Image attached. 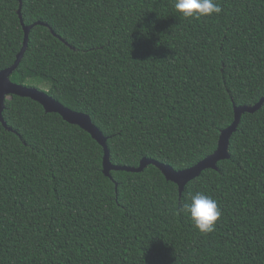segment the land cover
I'll return each mask as SVG.
<instances>
[{"label":"trees","instance_id":"obj_1","mask_svg":"<svg viewBox=\"0 0 264 264\" xmlns=\"http://www.w3.org/2000/svg\"><path fill=\"white\" fill-rule=\"evenodd\" d=\"M174 2L0 0V71L36 25L11 82L89 115L115 166L188 170L217 151L235 107L264 98V0H218L201 19ZM3 119L0 264H264V104L181 197L153 165L107 177L92 136L30 98L7 97ZM197 192L222 210L214 233L174 214Z\"/></svg>","mask_w":264,"mask_h":264},{"label":"water","instance_id":"obj_2","mask_svg":"<svg viewBox=\"0 0 264 264\" xmlns=\"http://www.w3.org/2000/svg\"><path fill=\"white\" fill-rule=\"evenodd\" d=\"M21 1V0H20ZM22 4L20 5L19 15L21 16ZM23 23V22H22ZM36 25L26 27L23 24V29L25 33L24 46L19 55L15 64L5 70L0 71V121L3 123V126L8 129L7 123L3 119V111L5 109L6 98L15 95L22 98H30L33 101L39 103L46 113H56L59 114L63 120L70 125H75L80 127L82 130L89 133L92 138L103 148L104 150V160H103V173L111 178L112 171H126L130 173H141L148 166L153 165L161 171L167 181L175 183L179 188L180 197L182 196L185 187L187 184L194 179L198 178L205 170L212 169L217 170V164L220 161L230 159L229 154V145L230 138L233 133L237 130L241 116L244 113H254L259 110L264 104V98L254 107H235V120L233 124L227 129L223 130L219 139V145L217 151L207 157L205 160L201 161L196 166L185 170V171H175L168 165L161 164L159 162L143 159L138 168H129L115 166L111 163L110 160V151L107 145V138L102 134V132L94 125L91 117L87 114L78 113L66 108L60 102L54 100L50 97L45 91L39 90L34 87H26L22 85L15 84L11 82L10 76L20 65V62L26 52L29 42V36L31 30ZM112 179V178H111Z\"/></svg>","mask_w":264,"mask_h":264},{"label":"clouds","instance_id":"obj_3","mask_svg":"<svg viewBox=\"0 0 264 264\" xmlns=\"http://www.w3.org/2000/svg\"><path fill=\"white\" fill-rule=\"evenodd\" d=\"M176 11L185 19H201L220 15L223 8L218 0H175ZM189 215L194 227L203 235L214 233L222 218L218 202L211 196L197 192L190 203H183L174 214Z\"/></svg>","mask_w":264,"mask_h":264}]
</instances>
